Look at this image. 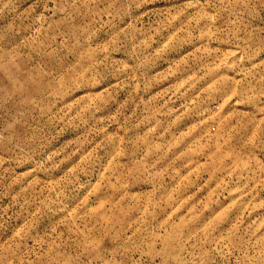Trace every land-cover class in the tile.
<instances>
[{
    "label": "rangeland",
    "instance_id": "rangeland-1",
    "mask_svg": "<svg viewBox=\"0 0 264 264\" xmlns=\"http://www.w3.org/2000/svg\"><path fill=\"white\" fill-rule=\"evenodd\" d=\"M0 264H264V0H0Z\"/></svg>",
    "mask_w": 264,
    "mask_h": 264
}]
</instances>
